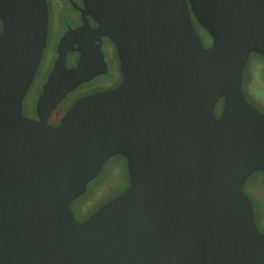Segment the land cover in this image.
Wrapping results in <instances>:
<instances>
[{
  "label": "water",
  "instance_id": "95a60500",
  "mask_svg": "<svg viewBox=\"0 0 264 264\" xmlns=\"http://www.w3.org/2000/svg\"><path fill=\"white\" fill-rule=\"evenodd\" d=\"M83 4L97 27L61 38L32 119L23 101L46 45V1L0 0V264H264L243 193L264 174V113L242 90L250 55L264 58V0ZM88 36L113 43L122 82L50 126L68 94L106 73ZM117 156L128 187L76 221L71 204Z\"/></svg>",
  "mask_w": 264,
  "mask_h": 264
},
{
  "label": "flooded vegetation",
  "instance_id": "af4514ba",
  "mask_svg": "<svg viewBox=\"0 0 264 264\" xmlns=\"http://www.w3.org/2000/svg\"><path fill=\"white\" fill-rule=\"evenodd\" d=\"M47 13H48V27H47V39L46 45L42 53L40 64L38 70L35 74L34 80L28 90L24 102L28 106H32V113L26 117L36 119L34 108L38 96L41 94L42 86L46 82V79L55 63L57 58V48L60 43L61 38L68 32L77 30L79 28H85V34L90 35L97 27V24L92 20L89 15L84 14V4L83 0H45ZM200 37V36H199ZM205 36L200 37L202 45L204 47H209L211 45V39L206 40ZM90 39L89 36L87 38ZM94 46L99 45L100 50L104 57V62L106 64V73L95 77L93 80L100 78L107 85V88L101 89L99 91H93L87 95H91L96 92L107 91L115 89L122 82V74L120 71V62L116 53V48L113 43L106 37H100L99 40L91 38ZM89 40V41H90ZM70 51H68L65 60V67L70 69L77 65L79 61L80 53L77 51L80 39L73 41ZM81 46V45H80ZM92 80V81H93ZM74 92V91H73ZM70 93L66 96L61 103L58 104L56 110L51 114L48 124L50 126L56 127L59 124L60 118L66 113V111L73 105V103L80 97L72 98L74 93ZM85 95V96H87ZM36 96L35 102H32ZM83 97V96H81ZM222 101H219L216 106V112L219 113L218 109ZM25 116V115H24ZM116 158V157H114ZM114 158L110 159L113 160ZM125 170H126V160H125ZM81 198V197H80ZM78 198L73 203L79 201ZM72 203V204H73ZM71 204V206H72ZM73 214L74 218L78 222H82L87 219L89 215H83V207L79 204L74 208ZM78 216V217H77ZM258 230L264 233V228Z\"/></svg>",
  "mask_w": 264,
  "mask_h": 264
},
{
  "label": "rangeland",
  "instance_id": "374dc122",
  "mask_svg": "<svg viewBox=\"0 0 264 264\" xmlns=\"http://www.w3.org/2000/svg\"><path fill=\"white\" fill-rule=\"evenodd\" d=\"M262 62L250 56L244 69L245 79L243 93L246 101L257 110L264 113V68L259 66ZM264 64V63H262ZM107 88L102 79L97 78L79 86L73 93L72 98L85 96L93 91ZM36 96L32 102H35ZM29 104V103H28ZM23 101V114L32 113V106ZM122 175L124 177L122 178ZM128 186L127 172L125 176V164L121 160H109L105 163L99 175L87 186L82 199L73 203L71 209L77 204L83 207V215L95 212L101 205L121 194ZM243 193L253 203V210L258 222L259 229L264 228V177L255 176L248 178L243 186ZM78 217V216H77Z\"/></svg>",
  "mask_w": 264,
  "mask_h": 264
},
{
  "label": "trees",
  "instance_id": "16d2710c",
  "mask_svg": "<svg viewBox=\"0 0 264 264\" xmlns=\"http://www.w3.org/2000/svg\"><path fill=\"white\" fill-rule=\"evenodd\" d=\"M192 20H193V25H194V28H195V32L198 34V36L202 37V36H205L204 38L206 40L210 39L208 36H207V33L195 22V19L192 17ZM208 38V39H207ZM250 56L252 57H255L257 58L259 61H261L262 63H264V58L258 56V55H255V54H251ZM259 64V66H262L264 68V64ZM244 82H245V79H243V84H242V88L244 87ZM243 90V89H242ZM217 113V112H216ZM218 115V113H217ZM113 160H121L123 162V164H125V159L121 156H117L116 158H114ZM125 176H126V170H125ZM255 176H263L264 177V174L262 173H255L253 175H251V177H249L250 179L255 177ZM124 177V175H122V178ZM128 187V186H127ZM83 197H81L79 200H81ZM256 225H257V228H258V222L256 221Z\"/></svg>",
  "mask_w": 264,
  "mask_h": 264
}]
</instances>
